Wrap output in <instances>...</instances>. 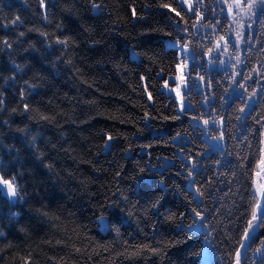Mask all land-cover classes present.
<instances>
[{
    "label": "trees",
    "instance_id": "1",
    "mask_svg": "<svg viewBox=\"0 0 264 264\" xmlns=\"http://www.w3.org/2000/svg\"><path fill=\"white\" fill-rule=\"evenodd\" d=\"M251 2L0 0V264L235 263L264 154Z\"/></svg>",
    "mask_w": 264,
    "mask_h": 264
},
{
    "label": "snow or ice",
    "instance_id": "2",
    "mask_svg": "<svg viewBox=\"0 0 264 264\" xmlns=\"http://www.w3.org/2000/svg\"><path fill=\"white\" fill-rule=\"evenodd\" d=\"M260 4L264 5V0H260ZM256 5V0H252L251 3L248 4V8L251 9L252 7H254ZM164 7H168V5H164ZM93 8L95 10H99L100 6L98 4H93ZM18 19V18H17ZM65 41H58V43H64ZM178 118V117H177ZM205 123H208V121H205ZM112 137H109V140H111ZM106 145H107V141H106ZM15 181V177L13 176L11 179H5L2 175H0V191H3L4 188L7 189L6 191V195L9 197H18L19 193H18V185H16L14 183ZM195 211V210H193ZM197 217H199L201 220L203 219V216L200 212H196L195 213ZM256 217V212H253V220H255ZM101 220H103V217L100 218ZM198 221L197 220H193V224L189 225V228H191L193 225L197 224ZM251 221L249 222V227H251ZM247 235V234H246ZM257 251H260V249H257ZM239 256V254H237ZM237 264H239V259H237Z\"/></svg>",
    "mask_w": 264,
    "mask_h": 264
},
{
    "label": "water",
    "instance_id": "3",
    "mask_svg": "<svg viewBox=\"0 0 264 264\" xmlns=\"http://www.w3.org/2000/svg\"><path fill=\"white\" fill-rule=\"evenodd\" d=\"M260 164H259V168H260ZM6 191H7V189L4 188V190L1 191L2 195L5 196L6 198H9V199L14 201L16 199V197L13 198V197L7 196L6 195ZM263 202H264V178L261 180V183H260V186H259V201H258V204H257L258 208L256 210V214H258V215H257V218L255 219L254 223L252 224V226L248 228L247 235H245V237L243 239V243H242V245L240 247V250H239V253H238L239 256H237V259H239V264L241 262V259L244 256L245 250L247 249L251 233H253L254 231H256L258 229L260 217H261V215L263 213V210H264ZM234 264H237V260L235 261Z\"/></svg>",
    "mask_w": 264,
    "mask_h": 264
},
{
    "label": "bare ground",
    "instance_id": "4",
    "mask_svg": "<svg viewBox=\"0 0 264 264\" xmlns=\"http://www.w3.org/2000/svg\"><path fill=\"white\" fill-rule=\"evenodd\" d=\"M258 178H259V183H261V180L264 178V154H263V160L261 161V164H260Z\"/></svg>",
    "mask_w": 264,
    "mask_h": 264
}]
</instances>
